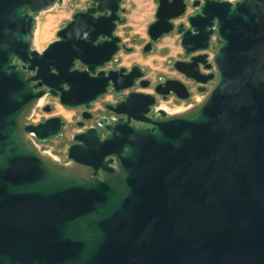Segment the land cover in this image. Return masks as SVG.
Segmentation results:
<instances>
[{
  "label": "water",
  "instance_id": "95a60500",
  "mask_svg": "<svg viewBox=\"0 0 264 264\" xmlns=\"http://www.w3.org/2000/svg\"><path fill=\"white\" fill-rule=\"evenodd\" d=\"M121 1L91 0L39 52L33 13L63 1L0 0V264H264V0H192L187 24L174 20L190 0H157L142 51L176 31L172 67L202 94L157 116V96L190 91L167 78L121 94L151 84L138 64L104 69L132 50L115 34ZM108 88L119 117L98 120L101 136L73 135L66 163L36 146L65 125L28 122L41 98L86 119Z\"/></svg>",
  "mask_w": 264,
  "mask_h": 264
},
{
  "label": "rangeland",
  "instance_id": "374dc122",
  "mask_svg": "<svg viewBox=\"0 0 264 264\" xmlns=\"http://www.w3.org/2000/svg\"><path fill=\"white\" fill-rule=\"evenodd\" d=\"M61 5L55 4L47 10H42L33 13L35 17L36 25V39L33 41L31 48L37 51H42L48 43L57 39V31L63 27L68 21L72 19V15L79 11L85 10L91 0H62ZM191 1L187 6L186 14L180 18L174 20V23L184 22L187 24L186 15L194 13L196 7L192 6ZM235 2L236 0H227ZM121 7L124 8V12L121 16L125 17V22L118 24L115 29V34L121 38V44H125L127 47H132L130 52L121 48L108 62L104 69L125 67L129 69L133 64H138L143 68L144 78L151 81V85L148 87H141L136 85L131 89L123 90L122 95L126 94L129 90L154 93L152 85L161 79L165 78H177L181 79L187 84L191 81L184 78L183 75L178 73L173 67L172 62L174 60L182 58L183 50L180 46V37L176 31H172L167 35H164L158 41L154 43V48L149 53L142 51L143 45L149 41L147 33L148 25L155 20V12L157 8V0H122ZM38 35V36H37ZM217 34L213 35V41L217 39ZM216 51V46L212 42L208 53L209 59ZM75 67L82 69L83 66L77 62ZM212 71L205 70V72ZM211 81L206 84L208 87ZM193 97L190 100H180L175 97H169L164 100L161 96H157V102L152 107L151 113L157 115V109H164L167 114L176 111L177 109H185L190 105L197 103L201 99L202 94L197 92L193 87ZM119 98V95L115 92L108 93L99 98L94 104L92 111L97 116L98 114H104L108 111L104 108L105 102H114ZM52 105L50 113L44 111L45 105ZM38 105V106H37ZM35 110L33 118L40 120L42 118L59 115L65 121L62 135L59 138H50L46 141H35L40 150L50 155L61 163L68 162L66 157L69 145L73 142V135L83 130L76 124V119L79 116V108H66L58 101V98L48 96L40 99ZM166 106V107H165ZM176 109V110H175ZM115 117V116H114ZM112 118V116H111ZM92 124L88 122L87 125ZM101 130V129H100ZM99 130V131H100ZM102 131V130H101Z\"/></svg>",
  "mask_w": 264,
  "mask_h": 264
},
{
  "label": "flooded vegetation",
  "instance_id": "af4514ba",
  "mask_svg": "<svg viewBox=\"0 0 264 264\" xmlns=\"http://www.w3.org/2000/svg\"><path fill=\"white\" fill-rule=\"evenodd\" d=\"M144 46V45H143ZM185 78V77H184ZM165 79H167V78H165ZM164 79V80H165ZM185 79H187V78H185ZM181 80V79H180ZM187 80H189V79H187ZM182 81V80H181ZM191 81V80H190ZM159 82H161V80L160 81H158V82H156L154 85H152V88H153V90H154V86L157 84V83H159ZM184 82V81H183ZM187 84V83H186ZM151 85V84H150ZM149 85V86H150ZM188 85V88H189V91H190V96H191V90H190V88H191V86H193L194 85V83L191 81V83L190 84H187ZM112 91L110 90V88H108V91H107V93L106 94H108V93H111ZM105 94V95H106ZM48 96H52V95H45L44 97H48ZM190 96H189V98H190ZM52 97H54V96H52ZM162 97V96H161ZM169 97H175L176 99H178L176 96H174V95H172V94H170V95H168L167 97H166V99H168ZM55 98H57V97H55ZM188 98V99H189ZM119 99V98H118ZM117 99V100H118ZM165 99V100H166ZM188 99H186V100H188ZM98 100V99H97ZM96 100V101H97ZM116 100V101H117ZM181 100V99H180ZM96 101H94L93 102V104L96 102ZM116 101H114V102H116ZM111 103H113V102H111ZM93 104H92V107L88 110V115H90V117L89 118H86V119H83L82 118V111L84 110V108L83 107H75V108H79L80 109V111H79V116H78V118L76 119V124H77V126H79L80 128H83V130H81V131H79L78 133H80V132H83V131H85L88 127H90V126H95V127H97L98 128V134L101 136V134L103 133V130L100 128V126H99V124H98V120L101 118V117H107V119H108V122H111L114 118H117V117H119L118 115H116V114H114V113H112V112H110V111H105V113L104 114H98L97 116H95V114L93 113V111H92V108H93ZM38 106V105H37ZM37 106L33 109V112L31 113V115H30V117H29V119H28V122H30V123H39V122H41L42 120H44V119H46V118H48V117H46V118H42V119H40V120H35L34 118H33V116L36 114L35 113V110H36V108H37ZM46 106H50V109L49 110H44V111H46L47 113H50V111H51V109L53 108L52 107V105H49V104H47V105H45L44 107H46ZM66 107V106H65ZM66 108H73V107H66ZM111 116H112V118H111ZM115 116V117H114ZM157 116V115H156ZM88 122H92V124H90V125H87V123ZM132 123H134V122H132ZM137 126L138 125H140L139 123H135ZM144 126H149L148 124H144ZM102 131H101V130ZM100 130V131H99ZM76 134V133H75ZM74 134V135H75Z\"/></svg>",
  "mask_w": 264,
  "mask_h": 264
},
{
  "label": "bare ground",
  "instance_id": "6f19581e",
  "mask_svg": "<svg viewBox=\"0 0 264 264\" xmlns=\"http://www.w3.org/2000/svg\"><path fill=\"white\" fill-rule=\"evenodd\" d=\"M36 31H38V30L35 29V31H34L33 41L36 39V33H37ZM37 36H38V35H37ZM39 101H40V100H39ZM39 101L35 104V106L39 103ZM199 101H200V99H199ZM35 106H34V107H35ZM34 107H33V108H34ZM165 107H166V106H165ZM33 108H32V109H33ZM175 110H176V109H175ZM182 110H184V109H180V108H179V109H177V110L174 111V112H178V111H182ZM172 112H173V111H172ZM36 146L39 148V146H38L37 144H36ZM44 153H45L46 155H48V156H51L50 153H46V152H44ZM51 157H52V156H51Z\"/></svg>",
  "mask_w": 264,
  "mask_h": 264
},
{
  "label": "built area",
  "instance_id": "2783aa9c",
  "mask_svg": "<svg viewBox=\"0 0 264 264\" xmlns=\"http://www.w3.org/2000/svg\"><path fill=\"white\" fill-rule=\"evenodd\" d=\"M214 35V34H213ZM213 35L211 36V38H210V44H209V47H210V45L212 44V42L215 44V46H216V48H217V44H216V40L217 39H215V41H213ZM218 38V37H217ZM209 49V48H208ZM193 87L195 88L196 87V85H193V86H191V88H190V90H191V93H192V89H193ZM193 97V94H191V96H190V98L188 99V100H190L191 98ZM187 101V100H186ZM37 141V140H36Z\"/></svg>",
  "mask_w": 264,
  "mask_h": 264
},
{
  "label": "crops",
  "instance_id": "0c3cea01",
  "mask_svg": "<svg viewBox=\"0 0 264 264\" xmlns=\"http://www.w3.org/2000/svg\"><path fill=\"white\" fill-rule=\"evenodd\" d=\"M168 34H169V33H168ZM165 35H167V34H165ZM163 36H164V35H163ZM163 36H162V37H163ZM162 37H161V38H162Z\"/></svg>",
  "mask_w": 264,
  "mask_h": 264
}]
</instances>
